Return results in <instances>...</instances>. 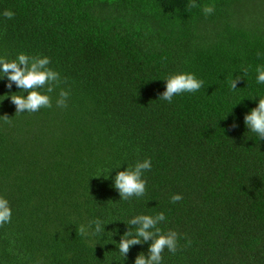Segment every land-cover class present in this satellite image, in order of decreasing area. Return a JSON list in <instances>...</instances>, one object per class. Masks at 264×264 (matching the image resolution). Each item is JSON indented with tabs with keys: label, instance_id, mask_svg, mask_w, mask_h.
<instances>
[{
	"label": "trees",
	"instance_id": "obj_1",
	"mask_svg": "<svg viewBox=\"0 0 264 264\" xmlns=\"http://www.w3.org/2000/svg\"><path fill=\"white\" fill-rule=\"evenodd\" d=\"M190 3L0 0V57H49L63 81L39 89L51 108L16 114L11 95L27 93L0 78V196L12 209L0 264H135L151 241L122 256L125 222L161 212L162 232L179 234L162 264H264V140L245 124L264 98V0ZM178 73L203 87L159 99ZM145 159V195L121 199L115 176ZM96 219L109 223L102 237L77 234Z\"/></svg>",
	"mask_w": 264,
	"mask_h": 264
},
{
	"label": "clouds",
	"instance_id": "obj_2",
	"mask_svg": "<svg viewBox=\"0 0 264 264\" xmlns=\"http://www.w3.org/2000/svg\"><path fill=\"white\" fill-rule=\"evenodd\" d=\"M188 7L189 9L198 8L200 5L196 3V0H191ZM202 11L205 16H208L215 11V6L205 5ZM3 16L7 19H12L15 13L11 10H5ZM258 55L260 54L258 53ZM50 62L49 57H30L23 53L19 54L16 60L10 62L0 57V78H7V87L9 89L15 83L23 93H27V96L11 95V101L16 106V114L23 112L35 113L41 108L52 107L51 97L39 91V89L44 88L47 93H53L63 83L60 73L49 67ZM256 72L257 83L264 84V66H258ZM243 75H247V69L243 70ZM240 79L242 77L237 76L231 81V89H237V82ZM203 84L204 82L192 73L170 75L166 79V90L160 94L159 99L171 103L174 96L185 92H197L203 87ZM69 96L70 91L61 88L59 96L56 99V106L66 108ZM0 118H3L5 122H10L7 116ZM245 124L250 131L258 135L260 140H264V98L259 99L258 107L253 108L250 113L245 115ZM237 126L236 124L233 125V127ZM151 167V159H145L142 162L137 161L134 167H127L126 170L117 173L113 186L119 191L121 199L129 200L132 197L139 198L145 195L146 180L142 176ZM182 199L183 197L180 194H173L171 197L173 203ZM11 219L12 209L10 203L6 198L0 196V227H3L6 223H10ZM165 220L166 217L161 212L155 216L138 215L125 222L129 228L118 243L121 255L127 258L132 246L149 241H151V244L148 249V255L145 256L144 253H140L135 259V264H162V253L165 249L175 254L179 248V234L173 230L163 233L158 225ZM107 224L99 219L90 220L87 225H79L77 234L84 237H102ZM188 243L190 244L191 241ZM39 264H43V262L41 261Z\"/></svg>",
	"mask_w": 264,
	"mask_h": 264
}]
</instances>
